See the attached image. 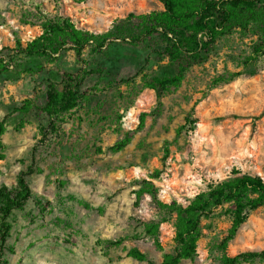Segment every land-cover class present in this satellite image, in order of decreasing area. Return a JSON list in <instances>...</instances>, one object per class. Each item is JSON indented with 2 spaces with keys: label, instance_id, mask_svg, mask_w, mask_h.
I'll list each match as a JSON object with an SVG mask.
<instances>
[{
  "label": "rangeland",
  "instance_id": "obj_1",
  "mask_svg": "<svg viewBox=\"0 0 264 264\" xmlns=\"http://www.w3.org/2000/svg\"><path fill=\"white\" fill-rule=\"evenodd\" d=\"M162 8L158 0H0V51L13 47L17 38L25 44L40 34L37 23L43 14L68 16L77 26L103 32L116 17ZM145 56L117 42L96 56L84 50L85 62L65 50L54 62L30 59L32 65H43L41 72L11 68L0 75V120L6 123L0 184L14 185L17 175L31 167L24 177L44 206L40 209L30 199L11 215L7 245L13 252L3 250L6 264H158L162 251L151 239L127 237L139 231L142 222L158 217L149 194L136 199L144 180L154 185L163 202L187 203L209 184L236 172L264 178V62L212 87L211 79L225 68L240 69L224 51L218 52L166 92L157 111L155 93L142 89L140 77L167 70L164 61H144ZM77 68L97 69L80 87L88 100L50 130L40 110L47 81H58L63 71ZM27 100L34 106L19 112ZM143 111L150 114L139 127ZM189 112L196 122L181 129ZM125 137L123 149H110ZM230 224L220 210L204 220L197 255L180 264H218L216 245ZM173 236L171 223H162L164 251L173 248ZM119 238L124 239L115 247L99 242ZM133 246L145 252L147 260L126 256ZM263 248L264 204L248 215L226 253Z\"/></svg>",
  "mask_w": 264,
  "mask_h": 264
},
{
  "label": "trees",
  "instance_id": "obj_2",
  "mask_svg": "<svg viewBox=\"0 0 264 264\" xmlns=\"http://www.w3.org/2000/svg\"><path fill=\"white\" fill-rule=\"evenodd\" d=\"M158 1L162 4V9L141 13L129 12L125 16L116 17L103 32L77 26L68 16L43 14L37 23L41 28L40 34L25 44L17 38L13 47L1 49L0 75L7 73L11 68L26 74L41 72L43 65H32L30 59L54 62L65 50H72L78 61L85 62L86 59L82 57L84 50H87L89 55L96 56L119 42L136 50L138 54L146 53L144 61H149L150 58L164 61L167 73H142L140 77L142 89L154 91L158 111L161 98L166 92L180 86L194 66L205 64L218 52L224 51L227 60L240 69L231 71L225 68L211 79L212 87L229 82L239 77L245 69L256 68L258 63L264 62V0ZM94 72H97V69L65 70L58 81H47L45 105L40 110L47 118V127L50 130H56L67 114L88 100L89 95L80 87L85 78ZM32 106L34 103L27 100L18 111L27 113ZM149 114L144 111L140 113L139 127L143 126ZM195 122L192 112H189L180 128L184 129L186 125L192 127ZM23 123L21 120L19 126L22 127ZM43 128L41 126L40 131H43ZM5 131L6 123L0 120V159L4 158L2 135ZM42 134L46 136V131ZM127 143L128 138L125 137L115 142L110 149L119 151ZM29 172H32L31 167H28L25 173ZM25 173L20 172L17 175L14 185L0 184V258L3 264H6L3 250L13 252L12 246L7 245L13 212L23 209L30 199L40 209L44 208L42 199L33 193L26 182ZM238 173L209 184L187 203L163 202L159 199L154 185L144 180L141 187L135 191L136 199L143 193L149 194L158 210V217L142 222L139 231L127 237L151 239L154 246L162 251L158 264H180L183 259L195 258L197 243L202 236L203 221L220 210L229 217L231 224L226 235L216 245L220 252L218 264L264 262V248L246 250L234 255L226 253L228 243L235 237L248 215L264 204V178L258 174ZM77 201L86 208L90 207L81 199ZM164 222H170L174 232V245L169 251L163 250L159 239L160 225ZM124 238L104 239L99 242L109 248L120 245ZM126 256L138 261L147 260L145 252L136 246L128 248Z\"/></svg>",
  "mask_w": 264,
  "mask_h": 264
}]
</instances>
